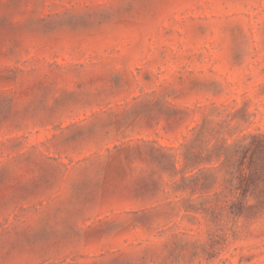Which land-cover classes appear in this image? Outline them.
<instances>
[{"label":"rangeland","instance_id":"1","mask_svg":"<svg viewBox=\"0 0 264 264\" xmlns=\"http://www.w3.org/2000/svg\"><path fill=\"white\" fill-rule=\"evenodd\" d=\"M236 123L264 0H0V264H264V212L186 207L146 151Z\"/></svg>","mask_w":264,"mask_h":264},{"label":"trees","instance_id":"2","mask_svg":"<svg viewBox=\"0 0 264 264\" xmlns=\"http://www.w3.org/2000/svg\"><path fill=\"white\" fill-rule=\"evenodd\" d=\"M239 124L227 132H217L216 136L211 133L205 137V132H197L194 144H179L181 151L157 141L154 145L146 143L150 159L162 170L179 172L180 179L172 186L190 191L181 199L186 207L197 209L192 195L199 187L205 201L199 207L203 212L218 208L220 201L225 202L234 217L247 209L264 212V130L239 128ZM140 181L153 186L163 179L149 175Z\"/></svg>","mask_w":264,"mask_h":264}]
</instances>
